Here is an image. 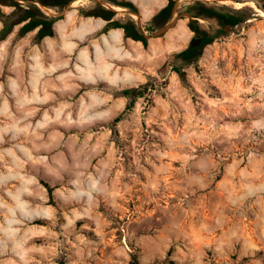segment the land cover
I'll return each instance as SVG.
<instances>
[{
    "label": "rangeland",
    "instance_id": "rangeland-1",
    "mask_svg": "<svg viewBox=\"0 0 264 264\" xmlns=\"http://www.w3.org/2000/svg\"><path fill=\"white\" fill-rule=\"evenodd\" d=\"M192 1L147 47L70 38L97 4L141 30L155 15L108 0L42 7L55 37L0 41V264H264V13L246 3L258 17L183 81L164 64Z\"/></svg>",
    "mask_w": 264,
    "mask_h": 264
},
{
    "label": "trees",
    "instance_id": "trees-1",
    "mask_svg": "<svg viewBox=\"0 0 264 264\" xmlns=\"http://www.w3.org/2000/svg\"><path fill=\"white\" fill-rule=\"evenodd\" d=\"M76 0H0V41L4 40L15 27H18L16 36L24 37L30 32L35 31L33 43L39 44L46 37H55L54 24L62 19V16L54 17L47 14L43 9H49L60 13L67 6ZM233 3L241 4L240 7L227 5L219 2H209L193 0L189 4L188 27L193 32V36L187 46L179 52L173 53L164 64L175 72L181 80H185L187 67H196L200 61L204 49L216 41L218 38L228 36L239 31L245 24L258 17L255 8L246 3H253L254 6L264 13V0H229ZM108 2L116 7L127 9L131 13L138 14L137 7L131 1ZM175 0H168L165 7L160 9L141 30L129 15L125 18H115L116 12L97 4L87 10L79 9L80 16L101 18L107 24L100 31L105 33L110 29L121 28L124 37L133 41L140 42L143 47L148 46V34L162 28L168 23L173 15ZM4 7L10 8L9 12H4ZM181 14V8L176 9ZM204 21L207 25L200 23ZM121 96L129 100L128 107H132L136 98L142 96L139 87H131L121 91ZM119 120V117L116 121Z\"/></svg>",
    "mask_w": 264,
    "mask_h": 264
},
{
    "label": "crops",
    "instance_id": "crops-1",
    "mask_svg": "<svg viewBox=\"0 0 264 264\" xmlns=\"http://www.w3.org/2000/svg\"><path fill=\"white\" fill-rule=\"evenodd\" d=\"M144 15L145 13H150L151 16L156 14L160 9L165 7L168 3V0H130ZM75 14H72L70 17V21H68V15L65 16L64 21V30L58 31V36H63V31L70 27L71 22L73 20V17L77 16L78 11H75ZM64 20V19H63ZM74 23V22H73ZM107 24V21L101 19V18H95V17H82L81 21L75 26V30L73 31V34L70 35L71 39L74 41L81 40L82 38L91 36L103 29V27ZM103 38H105V41H108V38H111L112 42L115 43V45H121L127 40H131L129 38L124 37V31L121 28H114L110 29L109 31L105 33L100 34ZM133 41V40H132ZM135 43H140L137 41H134ZM85 56V54H84ZM83 57V55L81 56Z\"/></svg>",
    "mask_w": 264,
    "mask_h": 264
},
{
    "label": "water",
    "instance_id": "water-1",
    "mask_svg": "<svg viewBox=\"0 0 264 264\" xmlns=\"http://www.w3.org/2000/svg\"><path fill=\"white\" fill-rule=\"evenodd\" d=\"M172 24H168L166 25V27L164 29H162L161 31L157 32L154 37H157L158 35L162 34L165 30L169 29V27H171Z\"/></svg>",
    "mask_w": 264,
    "mask_h": 264
},
{
    "label": "bare ground",
    "instance_id": "bare-ground-1",
    "mask_svg": "<svg viewBox=\"0 0 264 264\" xmlns=\"http://www.w3.org/2000/svg\"><path fill=\"white\" fill-rule=\"evenodd\" d=\"M78 0H76L75 2H77ZM75 2H73V3H75ZM180 2H182V0H177V3H180ZM184 3V2H183ZM119 9V8H118ZM131 14V13H130ZM175 14V13H174ZM134 15V14H133Z\"/></svg>",
    "mask_w": 264,
    "mask_h": 264
}]
</instances>
